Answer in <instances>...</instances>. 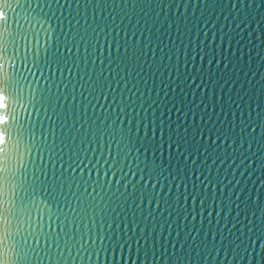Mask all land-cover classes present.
Listing matches in <instances>:
<instances>
[{
    "label": "water",
    "instance_id": "95a60500",
    "mask_svg": "<svg viewBox=\"0 0 264 264\" xmlns=\"http://www.w3.org/2000/svg\"><path fill=\"white\" fill-rule=\"evenodd\" d=\"M0 8V264H264V0Z\"/></svg>",
    "mask_w": 264,
    "mask_h": 264
},
{
    "label": "snow or ice",
    "instance_id": "6c2138e0",
    "mask_svg": "<svg viewBox=\"0 0 264 264\" xmlns=\"http://www.w3.org/2000/svg\"><path fill=\"white\" fill-rule=\"evenodd\" d=\"M5 18V12L3 8H0V20H4ZM26 27H31V24H27ZM25 40V37L16 31H13L12 29L8 30L7 34L0 33V69L4 68V64L7 63L10 67H13L12 60L15 59V55L13 53L12 56H9L7 53L9 50H14L17 41L23 42ZM5 94L2 90H0V109H6L8 105L5 103ZM9 121V117L7 115L0 114V126L7 125ZM7 143L5 140V135L3 131H0V153L4 152V145ZM17 144V150L19 151V146L22 144V140L17 138L16 140ZM3 161V157L0 156V162ZM0 174H2V169H0ZM0 195H3L2 192H0ZM2 255V253H0Z\"/></svg>",
    "mask_w": 264,
    "mask_h": 264
}]
</instances>
